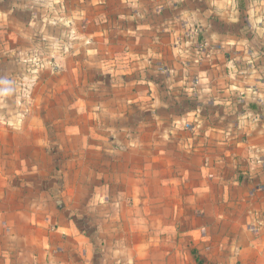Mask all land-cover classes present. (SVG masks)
Listing matches in <instances>:
<instances>
[{
	"label": "crops",
	"instance_id": "1",
	"mask_svg": "<svg viewBox=\"0 0 264 264\" xmlns=\"http://www.w3.org/2000/svg\"><path fill=\"white\" fill-rule=\"evenodd\" d=\"M0 264H264V0H0Z\"/></svg>",
	"mask_w": 264,
	"mask_h": 264
},
{
	"label": "rangeland",
	"instance_id": "2",
	"mask_svg": "<svg viewBox=\"0 0 264 264\" xmlns=\"http://www.w3.org/2000/svg\"><path fill=\"white\" fill-rule=\"evenodd\" d=\"M36 52V51H35ZM38 56V55H37ZM29 57V56H28ZM45 65V64H44ZM36 67V64H35V62H32V61H29L28 62V64H27V68L28 69H30V68H35ZM43 69L45 70L46 68L45 67H43ZM34 75H36V74H34ZM31 78H33V76L31 77L30 76V79ZM33 80L31 79V80H29V82H32Z\"/></svg>",
	"mask_w": 264,
	"mask_h": 264
}]
</instances>
